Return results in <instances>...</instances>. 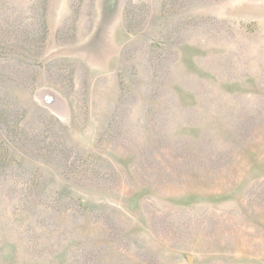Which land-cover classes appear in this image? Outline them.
I'll return each instance as SVG.
<instances>
[{
	"label": "rangeland",
	"instance_id": "1",
	"mask_svg": "<svg viewBox=\"0 0 264 264\" xmlns=\"http://www.w3.org/2000/svg\"><path fill=\"white\" fill-rule=\"evenodd\" d=\"M0 264H264V0H0Z\"/></svg>",
	"mask_w": 264,
	"mask_h": 264
}]
</instances>
